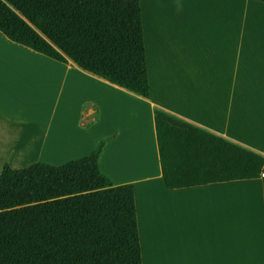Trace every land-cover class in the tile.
<instances>
[{
	"label": "crops",
	"instance_id": "1",
	"mask_svg": "<svg viewBox=\"0 0 264 264\" xmlns=\"http://www.w3.org/2000/svg\"><path fill=\"white\" fill-rule=\"evenodd\" d=\"M140 7L149 98L0 32V174L22 167L24 149L62 166L114 137L99 167L134 186L142 264H264V175L168 189L154 118L161 109L264 156V3Z\"/></svg>",
	"mask_w": 264,
	"mask_h": 264
},
{
	"label": "trees",
	"instance_id": "2",
	"mask_svg": "<svg viewBox=\"0 0 264 264\" xmlns=\"http://www.w3.org/2000/svg\"><path fill=\"white\" fill-rule=\"evenodd\" d=\"M264 3V0H257ZM0 32L150 97L140 0H0ZM162 175L182 189L264 175V156L154 110ZM101 139L84 158L0 174V264H142L135 189L99 167Z\"/></svg>",
	"mask_w": 264,
	"mask_h": 264
},
{
	"label": "rangeland",
	"instance_id": "3",
	"mask_svg": "<svg viewBox=\"0 0 264 264\" xmlns=\"http://www.w3.org/2000/svg\"><path fill=\"white\" fill-rule=\"evenodd\" d=\"M0 147H1V142H0ZM18 158H19L18 163H16V165L22 166L18 169H22V168H26V167H30V166L34 165L33 162H34L35 158L33 155H31L29 149H24L23 153L21 155H19Z\"/></svg>",
	"mask_w": 264,
	"mask_h": 264
},
{
	"label": "bare ground",
	"instance_id": "4",
	"mask_svg": "<svg viewBox=\"0 0 264 264\" xmlns=\"http://www.w3.org/2000/svg\"><path fill=\"white\" fill-rule=\"evenodd\" d=\"M63 140V139H62ZM63 141H65V140H63ZM69 142V141H68ZM68 142H67V144H68ZM70 143V142H69ZM68 146V145H67Z\"/></svg>",
	"mask_w": 264,
	"mask_h": 264
}]
</instances>
